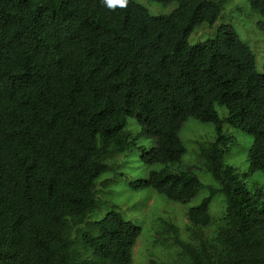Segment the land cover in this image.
Wrapping results in <instances>:
<instances>
[{
	"label": "trees",
	"instance_id": "16d2710c",
	"mask_svg": "<svg viewBox=\"0 0 264 264\" xmlns=\"http://www.w3.org/2000/svg\"><path fill=\"white\" fill-rule=\"evenodd\" d=\"M150 1L177 5L155 15L139 0H0V264H132L141 226L116 210L92 216L112 182L99 181L109 159L134 148L159 167L133 188L178 203L209 189L186 213L189 240L159 217L180 264H264V189L245 180L264 172V73L226 24L190 44L226 0ZM248 2L264 18V0ZM188 118L215 126L196 167L183 164ZM225 124L253 137L247 174L226 162L235 140ZM218 195L225 209L214 220Z\"/></svg>",
	"mask_w": 264,
	"mask_h": 264
},
{
	"label": "rangeland",
	"instance_id": "374dc122",
	"mask_svg": "<svg viewBox=\"0 0 264 264\" xmlns=\"http://www.w3.org/2000/svg\"><path fill=\"white\" fill-rule=\"evenodd\" d=\"M152 14H169L176 7V2L164 5L157 1L139 0ZM226 24L232 27L240 38L251 47L256 61L257 70L264 73V18L250 7L248 0H226L219 19L212 25L203 24L195 29L189 38L190 44L205 41L217 34L219 27ZM220 117L228 115L227 108L217 105ZM128 130L136 133L140 124L135 117L128 118ZM225 132L231 134L235 140L233 148L226 156V162L238 168L241 175L249 172L248 153L253 143V137L245 131L224 125ZM180 136L187 149L183 156V164L195 166L198 163L196 152L198 143L208 142L215 137V126L212 122H202L195 118H188L180 131ZM147 149L155 144L154 137H143L139 141ZM141 148L119 154L111 159L114 168L104 173L99 181L112 179L111 184L102 191L100 207L92 219L102 218L108 211L116 210L123 218L131 220L141 226L142 234L135 247L132 264H180L179 245H174L172 238L164 239L160 235L162 221L159 217L167 218L180 227V238L189 240L186 231L187 211L190 207L200 203L209 194L204 189L200 194L187 203L172 202L164 198L152 188L135 189L131 183L135 180L147 178L150 170L159 166H152L141 159ZM196 172L203 183L215 185L211 175L196 168ZM118 173V174H117ZM250 189H264V172L256 171L245 178ZM223 197L218 195L210 204V213L214 220L224 212Z\"/></svg>",
	"mask_w": 264,
	"mask_h": 264
},
{
	"label": "clouds",
	"instance_id": "9594fccd",
	"mask_svg": "<svg viewBox=\"0 0 264 264\" xmlns=\"http://www.w3.org/2000/svg\"><path fill=\"white\" fill-rule=\"evenodd\" d=\"M108 2H111V0H108Z\"/></svg>",
	"mask_w": 264,
	"mask_h": 264
}]
</instances>
